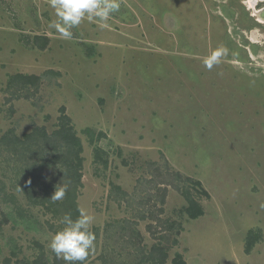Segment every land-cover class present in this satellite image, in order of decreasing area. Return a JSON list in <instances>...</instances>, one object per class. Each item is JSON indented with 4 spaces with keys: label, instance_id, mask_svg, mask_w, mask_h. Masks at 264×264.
Returning a JSON list of instances; mask_svg holds the SVG:
<instances>
[{
    "label": "rangeland",
    "instance_id": "1",
    "mask_svg": "<svg viewBox=\"0 0 264 264\" xmlns=\"http://www.w3.org/2000/svg\"><path fill=\"white\" fill-rule=\"evenodd\" d=\"M120 3L106 26L85 18L65 40L49 27V0H0V136L51 132L65 108L82 144L76 202L95 217L85 264H150L141 259L154 243L167 248L165 264L175 254L264 264V22L245 0ZM220 46L228 55L209 70ZM16 73L41 76L37 88L9 86ZM85 129L103 136L90 142ZM25 152L0 146V264L31 261L36 243L51 264L61 218L27 200L21 168L35 162L37 180L54 186L65 167ZM188 197L203 209L195 219L183 211Z\"/></svg>",
    "mask_w": 264,
    "mask_h": 264
},
{
    "label": "trees",
    "instance_id": "2",
    "mask_svg": "<svg viewBox=\"0 0 264 264\" xmlns=\"http://www.w3.org/2000/svg\"><path fill=\"white\" fill-rule=\"evenodd\" d=\"M43 44L39 46L40 49H44L47 45L48 38H42ZM53 71L48 70L46 73H52ZM41 76L33 74L16 73L9 76L8 85L18 86L19 88H25L28 85L37 88ZM61 115L58 118L56 128L51 132H48L44 126H35L28 133L18 137L12 129L6 131L0 136V146H4L7 150L18 154V159H23L25 151L30 150L36 153L35 157H39L41 165H63L64 177L60 185L44 184L39 182L37 175L34 174L35 168L34 163H29L22 170L28 171V176L25 184L22 187V193L32 205L43 206L46 210L51 211L53 215L62 218L65 213H71L73 218L79 215V208L76 202L77 191L81 186V167L82 157V144L77 136L73 125L71 124L70 117L65 114V108H60ZM84 132L88 135L89 141L100 139L103 134L98 133L96 138L91 129H85ZM32 147L35 149L31 150ZM39 151L40 153L38 154ZM48 153V154H47ZM49 155L46 158L44 155ZM95 159H100L99 149H94ZM45 157V158H44ZM29 159H31L29 157ZM106 163V161H104ZM32 164V165H31ZM28 177V178H27ZM196 185H200L199 181H194ZM67 186V192L63 200L53 202L50 198L52 196V189ZM206 195L205 190H201ZM163 198L161 203H163ZM162 211V210H161ZM183 211L187 214L190 219H195L203 214V209L198 201L194 198H187V205L183 208ZM8 218L3 217L2 222H7ZM1 224V222H0ZM256 239L253 236L252 231H249L246 236L244 252L249 253ZM39 248V252L31 260H24L21 264H49L43 246L36 243ZM168 258L167 248L164 246L154 243L150 246L148 252L142 254V263L150 264H165ZM1 264H17L12 262L10 258H5ZM51 264H62V260H58L54 257V261ZM171 264H185L181 255L175 254L171 259Z\"/></svg>",
    "mask_w": 264,
    "mask_h": 264
},
{
    "label": "clouds",
    "instance_id": "3",
    "mask_svg": "<svg viewBox=\"0 0 264 264\" xmlns=\"http://www.w3.org/2000/svg\"><path fill=\"white\" fill-rule=\"evenodd\" d=\"M49 5L56 17L49 27L65 40L73 38L72 30L85 18L89 21H99V26L104 27L109 18L121 8L120 0H49ZM227 55L228 49L220 46L205 59V66L211 70L213 65L219 64L221 58ZM66 192V185L56 188L50 199L53 202L61 201ZM78 211L79 215L75 218L71 213L62 216V226L51 234L47 243L55 258L63 260L65 264H85L95 247V234L92 231L95 217L84 208Z\"/></svg>",
    "mask_w": 264,
    "mask_h": 264
},
{
    "label": "bare ground",
    "instance_id": "4",
    "mask_svg": "<svg viewBox=\"0 0 264 264\" xmlns=\"http://www.w3.org/2000/svg\"><path fill=\"white\" fill-rule=\"evenodd\" d=\"M258 1H263V0H245V3L247 4V8L252 10V14L253 16H257V21L260 23L264 22V10L263 12H261V10H258L255 8V5Z\"/></svg>",
    "mask_w": 264,
    "mask_h": 264
}]
</instances>
